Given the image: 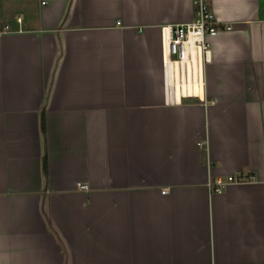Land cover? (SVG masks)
<instances>
[{
	"label": "crops",
	"instance_id": "crops-1",
	"mask_svg": "<svg viewBox=\"0 0 264 264\" xmlns=\"http://www.w3.org/2000/svg\"><path fill=\"white\" fill-rule=\"evenodd\" d=\"M212 8L203 94L170 101L191 0H0V264H264V0Z\"/></svg>",
	"mask_w": 264,
	"mask_h": 264
},
{
	"label": "built area",
	"instance_id": "built-area-1",
	"mask_svg": "<svg viewBox=\"0 0 264 264\" xmlns=\"http://www.w3.org/2000/svg\"><path fill=\"white\" fill-rule=\"evenodd\" d=\"M48 0H40L41 4H46ZM193 16L190 21L176 23L171 26H164L163 33V64L165 74V87L170 101H173L174 91H177V71L180 76L185 73L187 80H191L190 70H192V80L199 81L204 88V64L210 60V39L220 31L232 29V23L222 21L217 18L213 8L212 0H191ZM15 20L20 23L21 16H16ZM4 30L15 31L4 25ZM20 30V28H18ZM196 70V71H195ZM182 91H184L182 89ZM183 93V92H182ZM196 95L193 91L183 93L184 97ZM199 146L206 148L207 142L200 141ZM245 180L242 177L228 175L225 178L216 177L208 179L206 185L211 193H220L231 183H241ZM79 188L88 189L87 184H79ZM163 192L166 189L162 190Z\"/></svg>",
	"mask_w": 264,
	"mask_h": 264
},
{
	"label": "bare ground",
	"instance_id": "bare-ground-1",
	"mask_svg": "<svg viewBox=\"0 0 264 264\" xmlns=\"http://www.w3.org/2000/svg\"><path fill=\"white\" fill-rule=\"evenodd\" d=\"M176 73H177V81H176V88L178 89V93L180 94V92H181V90L183 89L184 90V87H186V86H189V85H195V84H197V85H200V83H199V81L197 80V81H193L192 80V74H193V72H192V70H190V72H189V74H190V77H191V80H189V82H188V80H187V75L184 73L183 74V76L181 75L180 76V73H179V68L178 67H176ZM196 71V70H195ZM201 86V85H200ZM193 91H190V92H188V93H192ZM195 92V91H194ZM196 93V95H200V96H202V94H203V90H202V86L200 87V93L199 92H195Z\"/></svg>",
	"mask_w": 264,
	"mask_h": 264
},
{
	"label": "water",
	"instance_id": "water-1",
	"mask_svg": "<svg viewBox=\"0 0 264 264\" xmlns=\"http://www.w3.org/2000/svg\"><path fill=\"white\" fill-rule=\"evenodd\" d=\"M185 102H197V99L194 98H188V99H184Z\"/></svg>",
	"mask_w": 264,
	"mask_h": 264
},
{
	"label": "trees",
	"instance_id": "trees-1",
	"mask_svg": "<svg viewBox=\"0 0 264 264\" xmlns=\"http://www.w3.org/2000/svg\"><path fill=\"white\" fill-rule=\"evenodd\" d=\"M42 130L44 131V127H42ZM44 163H45V159H44Z\"/></svg>",
	"mask_w": 264,
	"mask_h": 264
}]
</instances>
